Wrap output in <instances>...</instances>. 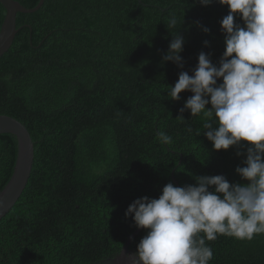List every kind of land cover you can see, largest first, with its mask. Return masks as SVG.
I'll use <instances>...</instances> for the list:
<instances>
[{
    "label": "trees",
    "instance_id": "16d2710c",
    "mask_svg": "<svg viewBox=\"0 0 264 264\" xmlns=\"http://www.w3.org/2000/svg\"><path fill=\"white\" fill-rule=\"evenodd\" d=\"M16 1L32 8L40 0ZM143 2L45 0L35 12H18V32L0 57V113L25 124L35 157L24 192L0 220V264H94L116 255L137 228L125 215L136 199L158 198L169 182L196 185L195 176L247 182L235 171L246 147L214 150L203 134L209 118L185 110L178 119L193 93L168 95L181 71L193 74L202 51L218 65L228 6ZM5 14L0 1V29ZM235 22L244 26L239 16ZM179 34L183 68L162 59ZM160 131L170 144L159 142ZM17 155V137L1 133L0 191ZM206 244L209 264H264V233Z\"/></svg>",
    "mask_w": 264,
    "mask_h": 264
},
{
    "label": "clouds",
    "instance_id": "9594fccd",
    "mask_svg": "<svg viewBox=\"0 0 264 264\" xmlns=\"http://www.w3.org/2000/svg\"><path fill=\"white\" fill-rule=\"evenodd\" d=\"M197 2L209 6L214 0ZM218 2L229 8L220 22L226 47L218 65L202 51L193 74L181 71L168 95L178 101L182 92L193 93L178 119L184 120L185 110L192 117L209 118L203 134L214 150L246 147L244 166L235 171L247 182L230 183L224 175L195 176L196 185L169 182L158 198L136 199L125 215L134 219L137 228L148 231L137 251L128 254L130 264H209L213 251L206 240L214 241L218 235L251 240L264 233V0ZM237 16L244 26L235 22ZM175 23L172 17L168 28ZM202 30L210 32L206 27ZM184 43L180 34L174 35L163 61L183 68ZM157 139L171 143L163 131Z\"/></svg>",
    "mask_w": 264,
    "mask_h": 264
},
{
    "label": "water",
    "instance_id": "95a60500",
    "mask_svg": "<svg viewBox=\"0 0 264 264\" xmlns=\"http://www.w3.org/2000/svg\"><path fill=\"white\" fill-rule=\"evenodd\" d=\"M5 8L6 14L0 29V57L9 50L16 34L18 32L17 14L32 13L37 11L45 0H40L39 3L27 8L16 0H0ZM140 4H145L143 0H139ZM11 133L18 140V155L14 172L7 184L0 191V220L10 211L18 199L24 192L27 183L30 179L35 157L34 141L31 133L23 122L17 118L0 114V134ZM142 229L136 228L128 235L121 250L112 257H107L94 264H130L127 259L129 253H135L129 249L133 238L140 233Z\"/></svg>",
    "mask_w": 264,
    "mask_h": 264
},
{
    "label": "rangeland",
    "instance_id": "374dc122",
    "mask_svg": "<svg viewBox=\"0 0 264 264\" xmlns=\"http://www.w3.org/2000/svg\"><path fill=\"white\" fill-rule=\"evenodd\" d=\"M0 114H2V113H0ZM8 115V114H7Z\"/></svg>",
    "mask_w": 264,
    "mask_h": 264
}]
</instances>
